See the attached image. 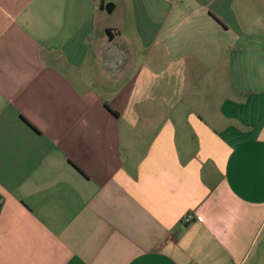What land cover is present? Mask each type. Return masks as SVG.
<instances>
[{"label":"crops","instance_id":"0c3cea01","mask_svg":"<svg viewBox=\"0 0 264 264\" xmlns=\"http://www.w3.org/2000/svg\"><path fill=\"white\" fill-rule=\"evenodd\" d=\"M0 264H264V0H0Z\"/></svg>","mask_w":264,"mask_h":264},{"label":"built area","instance_id":"2783aa9c","mask_svg":"<svg viewBox=\"0 0 264 264\" xmlns=\"http://www.w3.org/2000/svg\"><path fill=\"white\" fill-rule=\"evenodd\" d=\"M194 219V215L189 213L183 218V222L186 224H190Z\"/></svg>","mask_w":264,"mask_h":264},{"label":"trees","instance_id":"16d2710c","mask_svg":"<svg viewBox=\"0 0 264 264\" xmlns=\"http://www.w3.org/2000/svg\"><path fill=\"white\" fill-rule=\"evenodd\" d=\"M100 6L106 8L108 11H112L114 9L113 3L104 4V2H102Z\"/></svg>","mask_w":264,"mask_h":264}]
</instances>
